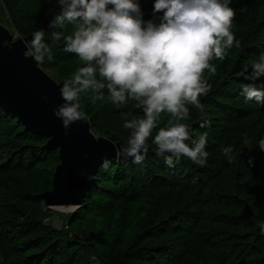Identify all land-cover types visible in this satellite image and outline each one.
Returning a JSON list of instances; mask_svg holds the SVG:
<instances>
[{
  "label": "trees",
  "instance_id": "16d2710c",
  "mask_svg": "<svg viewBox=\"0 0 264 264\" xmlns=\"http://www.w3.org/2000/svg\"><path fill=\"white\" fill-rule=\"evenodd\" d=\"M138 2L143 20L158 24L163 13L154 12L155 0ZM230 7V31L240 46L210 61L216 72L205 70L201 78L210 85L200 97L204 110L187 105L190 117L181 121L194 140L207 134L204 167L186 158L168 167L167 154L156 153L153 139L170 118L165 112L143 163L103 162L82 206L61 216L60 228L44 222L53 215L39 198L52 189L58 151L43 149L47 138L27 132L0 108V264H264V152L258 148L264 104L245 100L242 88L253 81L239 75L264 54V0H232ZM60 11L56 0H0V19L19 37L45 31L52 59L45 56L39 66L63 85L86 65L65 51L63 39L52 41L60 29L49 25ZM73 31L66 25L64 34ZM254 83L264 88V76ZM103 92L105 99L94 104L93 89L81 93L84 121L121 148L130 135L125 118H143V109L135 100L114 105Z\"/></svg>",
  "mask_w": 264,
  "mask_h": 264
},
{
  "label": "clouds",
  "instance_id": "9594fccd",
  "mask_svg": "<svg viewBox=\"0 0 264 264\" xmlns=\"http://www.w3.org/2000/svg\"><path fill=\"white\" fill-rule=\"evenodd\" d=\"M56 2L61 11L49 27L60 31L52 32V41L63 39L65 51L86 65L61 87L64 104L56 109V115L65 128L86 118L81 110V93L93 89L90 99L94 104L105 99L103 90L107 88L110 103L119 106L135 100L143 109V118H125L123 127L130 130V135L117 151L118 158L143 163L149 151L148 140L166 112L170 118L153 139L156 153L167 154L168 167H174V161L179 163L181 158L204 167L207 134L194 140L190 125L181 121L190 117L187 105L204 110L200 97L207 95L210 85L201 78L205 70L216 72L210 61L223 60L226 50L240 46L230 31L235 17L232 0H155L154 12L163 13L158 24L143 20L138 0ZM66 25L73 26L71 35L64 34ZM44 37L45 31L37 30L25 44V56L37 64H42L45 56L52 59ZM239 75L253 81L242 88L245 100L264 104V88L254 83L264 76V54L251 65L245 63ZM258 148L264 152V139L259 140ZM232 151L231 147L223 149L229 160ZM259 227L264 235V222Z\"/></svg>",
  "mask_w": 264,
  "mask_h": 264
},
{
  "label": "water",
  "instance_id": "95a60500",
  "mask_svg": "<svg viewBox=\"0 0 264 264\" xmlns=\"http://www.w3.org/2000/svg\"><path fill=\"white\" fill-rule=\"evenodd\" d=\"M32 38L12 40L0 26V108L15 116L27 132L47 138L43 149L58 151L52 189L39 196L42 205L49 209H78L103 162L132 158H118L119 144L112 138L94 135L88 120L65 128L56 115V109L64 104L62 83L58 84L33 58L25 56V44Z\"/></svg>",
  "mask_w": 264,
  "mask_h": 264
},
{
  "label": "rangeland",
  "instance_id": "374dc122",
  "mask_svg": "<svg viewBox=\"0 0 264 264\" xmlns=\"http://www.w3.org/2000/svg\"><path fill=\"white\" fill-rule=\"evenodd\" d=\"M0 26L9 32L10 36L12 37V40H16V39L19 38L18 34L13 32V31H11L9 26L4 21H2L1 19H0ZM43 71L46 72L54 80V78H55L54 71H48V70H43ZM70 208L71 207H69V209H67V207H54V208H51L49 211H50L51 215H53V216L50 219L47 218V220H48L47 222L48 223L49 222L52 223L54 226H57V225L60 226V224H59L60 217L61 216L67 217L68 215L70 216L76 210V209L74 210V208H71V209ZM45 220H44V222H45Z\"/></svg>",
  "mask_w": 264,
  "mask_h": 264
},
{
  "label": "built area",
  "instance_id": "2783aa9c",
  "mask_svg": "<svg viewBox=\"0 0 264 264\" xmlns=\"http://www.w3.org/2000/svg\"><path fill=\"white\" fill-rule=\"evenodd\" d=\"M45 222H47V219L45 220ZM60 228L62 227V225L59 226Z\"/></svg>",
  "mask_w": 264,
  "mask_h": 264
},
{
  "label": "bare ground",
  "instance_id": "6f19581e",
  "mask_svg": "<svg viewBox=\"0 0 264 264\" xmlns=\"http://www.w3.org/2000/svg\"><path fill=\"white\" fill-rule=\"evenodd\" d=\"M67 209H69V207H67ZM71 209V208H70Z\"/></svg>",
  "mask_w": 264,
  "mask_h": 264
}]
</instances>
